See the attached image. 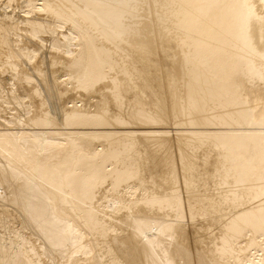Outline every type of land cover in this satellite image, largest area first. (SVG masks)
<instances>
[{"label":"bare ground","instance_id":"obj_1","mask_svg":"<svg viewBox=\"0 0 264 264\" xmlns=\"http://www.w3.org/2000/svg\"><path fill=\"white\" fill-rule=\"evenodd\" d=\"M0 264H264V0H0Z\"/></svg>","mask_w":264,"mask_h":264},{"label":"rangeland","instance_id":"obj_2","mask_svg":"<svg viewBox=\"0 0 264 264\" xmlns=\"http://www.w3.org/2000/svg\"><path fill=\"white\" fill-rule=\"evenodd\" d=\"M39 3L40 2H36V6H39ZM22 14V13H21ZM174 127H171V129L169 128V130H170V132L171 133H169V134H174V132L172 131V129H173ZM117 207V206H116ZM117 210H115V212H116Z\"/></svg>","mask_w":264,"mask_h":264}]
</instances>
